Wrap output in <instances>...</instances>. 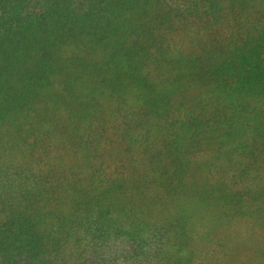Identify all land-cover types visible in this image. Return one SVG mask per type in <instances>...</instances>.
<instances>
[{"label":"trees","instance_id":"1","mask_svg":"<svg viewBox=\"0 0 264 264\" xmlns=\"http://www.w3.org/2000/svg\"><path fill=\"white\" fill-rule=\"evenodd\" d=\"M264 264V0H0V264Z\"/></svg>","mask_w":264,"mask_h":264},{"label":"rangeland","instance_id":"2","mask_svg":"<svg viewBox=\"0 0 264 264\" xmlns=\"http://www.w3.org/2000/svg\"><path fill=\"white\" fill-rule=\"evenodd\" d=\"M19 263H20V264H38V263L33 262V261H30V260H28V259H26V258H21V259L19 260Z\"/></svg>","mask_w":264,"mask_h":264}]
</instances>
